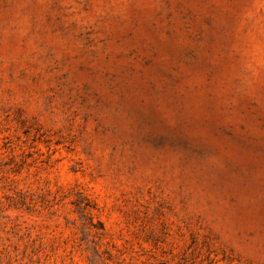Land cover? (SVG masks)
<instances>
[{"label":"rangeland","instance_id":"1","mask_svg":"<svg viewBox=\"0 0 264 264\" xmlns=\"http://www.w3.org/2000/svg\"><path fill=\"white\" fill-rule=\"evenodd\" d=\"M0 264H264V0H0Z\"/></svg>","mask_w":264,"mask_h":264}]
</instances>
